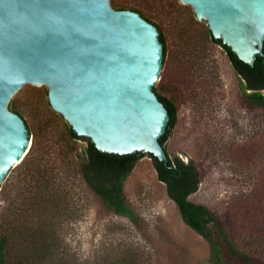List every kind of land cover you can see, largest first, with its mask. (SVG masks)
<instances>
[{"label": "rangeland", "instance_id": "obj_1", "mask_svg": "<svg viewBox=\"0 0 264 264\" xmlns=\"http://www.w3.org/2000/svg\"><path fill=\"white\" fill-rule=\"evenodd\" d=\"M121 1L149 16L164 33L166 54L155 87L176 111L165 147L199 169L201 181L188 198L224 220L230 202L260 185L264 176V107L245 103L225 53L207 38L206 22L189 5L179 0ZM46 91L45 85L25 84L11 98L31 128L30 143L44 127L54 138L64 130L65 120L48 104ZM56 140L65 146L64 140ZM83 145L78 141L77 149ZM14 176L12 168L2 183ZM58 181L68 203L78 208L75 221L68 211L61 213V234L80 258L117 245L132 246L146 264H206L207 243L181 219L149 156L138 159L123 184L137 225L107 212L79 178ZM3 204L0 197V212Z\"/></svg>", "mask_w": 264, "mask_h": 264}, {"label": "water", "instance_id": "obj_2", "mask_svg": "<svg viewBox=\"0 0 264 264\" xmlns=\"http://www.w3.org/2000/svg\"><path fill=\"white\" fill-rule=\"evenodd\" d=\"M179 1L239 59L252 64L261 52L264 0ZM154 23L159 31L110 0H0V186L30 146L24 120L9 109L25 84L45 85L50 107L96 148L167 159L158 139L169 114L153 91L159 32L166 40Z\"/></svg>", "mask_w": 264, "mask_h": 264}, {"label": "trees", "instance_id": "obj_3", "mask_svg": "<svg viewBox=\"0 0 264 264\" xmlns=\"http://www.w3.org/2000/svg\"><path fill=\"white\" fill-rule=\"evenodd\" d=\"M111 5L136 11L156 26L149 16L121 0H111ZM206 34L225 53L245 103L264 107V42L261 52L248 64L220 38L213 37L208 27ZM159 39L163 64L166 47L161 32ZM153 91L169 114L165 132L158 139L167 157L165 161L151 153L118 154L100 150L66 121L61 138H54L49 127L32 136L25 156L13 167L14 178L0 186L4 203L0 212V264H146L142 254L132 246L102 248L85 258L70 249L61 234L64 223L61 213L68 211L70 221H75L78 208L68 203V194L58 181L62 177L79 178L107 212L124 216L137 225L138 216L126 200L123 184L144 155L150 157L156 176L164 183L181 219L207 243L206 264H264V176L260 185L230 202L224 220L206 205L190 200L188 196L201 181L199 169L193 160L185 161L167 151L165 141L175 123V105L155 85ZM9 109L24 120L32 134L19 107L12 102ZM56 139L64 140L65 146L58 145ZM78 141L84 145L77 149Z\"/></svg>", "mask_w": 264, "mask_h": 264}]
</instances>
